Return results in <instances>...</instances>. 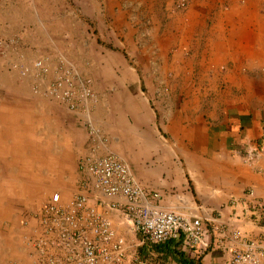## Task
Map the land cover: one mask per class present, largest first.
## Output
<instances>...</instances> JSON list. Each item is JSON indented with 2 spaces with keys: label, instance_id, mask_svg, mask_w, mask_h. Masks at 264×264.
Wrapping results in <instances>:
<instances>
[{
  "label": "crops",
  "instance_id": "obj_1",
  "mask_svg": "<svg viewBox=\"0 0 264 264\" xmlns=\"http://www.w3.org/2000/svg\"><path fill=\"white\" fill-rule=\"evenodd\" d=\"M174 1L158 3L165 23L148 26L165 29L141 42L142 54H108L98 71L97 54L74 39L84 25L65 0H0V36L19 37L11 54L25 65L47 58L54 66L59 56L77 62L97 94L90 119L105 143L95 155L125 160L161 210L201 221L209 249L180 248L194 264H227L228 248L238 245L233 232L264 236V0H183L182 9ZM141 3L142 13L157 5ZM7 63L0 58V173L10 174L19 199L0 197V218L15 222L2 225L0 264H31L34 214L52 192L64 204L73 197L78 162L93 146L81 112L34 95L32 78ZM248 150H257L251 160ZM109 217L133 244L129 252L159 264V254H141L129 226Z\"/></svg>",
  "mask_w": 264,
  "mask_h": 264
},
{
  "label": "built area",
  "instance_id": "obj_2",
  "mask_svg": "<svg viewBox=\"0 0 264 264\" xmlns=\"http://www.w3.org/2000/svg\"><path fill=\"white\" fill-rule=\"evenodd\" d=\"M177 8H184V4ZM19 45L16 35L0 36V58L8 62L9 71L22 79L30 76L34 95L62 104L71 113L81 112L93 146L91 154L78 162L83 176L73 197L64 204L54 193L34 214L37 225L26 241L33 250L31 264H148L129 252L133 244L113 226L109 215L129 226L139 246L183 237V248L204 254L210 246V231L198 218L161 210L153 203L158 195L136 181L125 160L112 153L95 155L105 140L90 119L91 107L97 101L91 80L64 56L57 57L54 66L47 58L25 65L11 54ZM256 154L257 150H248L245 158L251 160ZM97 194L104 199L97 200ZM215 230L213 227L212 232ZM231 236L238 245L228 248L227 264H264V236L247 239L239 231Z\"/></svg>",
  "mask_w": 264,
  "mask_h": 264
},
{
  "label": "rangeland",
  "instance_id": "obj_3",
  "mask_svg": "<svg viewBox=\"0 0 264 264\" xmlns=\"http://www.w3.org/2000/svg\"><path fill=\"white\" fill-rule=\"evenodd\" d=\"M161 1L156 0L157 5L149 6V12L142 13L143 6L146 5H142L141 0H65L70 8V16L79 19L84 25L78 30H72L73 34L74 32L77 33L76 36L74 35V39L79 43L84 40L86 42V52L97 54V71L103 68L102 58L106 57L108 59V54L118 55L121 58H126L132 52L142 54L144 46L141 42L148 38L150 42L155 41L156 37L153 33L161 34L165 29H163L164 25L153 29L152 25L151 28L148 26V22L151 24L155 22L157 26H159L158 22L165 23L163 21V10L158 4ZM184 2L183 0H175L174 5L177 8L180 3L185 5ZM70 61L76 66L77 62ZM5 98H8V96H5ZM1 104L0 101V107ZM27 115L22 116L25 118ZM9 176L10 174L0 173V179H5L0 181V197L11 198L12 201H16L19 199V194L11 189L13 183L8 180ZM52 194L54 193L52 192L50 196ZM13 208H15L14 213H17V205ZM14 213L11 212L12 216ZM3 223L8 225L10 223L11 225L8 227H14L15 225L14 219H9V214H2L0 218V244L4 240L3 234H1L4 231Z\"/></svg>",
  "mask_w": 264,
  "mask_h": 264
},
{
  "label": "trees",
  "instance_id": "obj_4",
  "mask_svg": "<svg viewBox=\"0 0 264 264\" xmlns=\"http://www.w3.org/2000/svg\"><path fill=\"white\" fill-rule=\"evenodd\" d=\"M183 237L178 240H169L161 244H146L142 246L140 252H154L159 254V264H194L193 260L187 258L185 252L181 250Z\"/></svg>",
  "mask_w": 264,
  "mask_h": 264
}]
</instances>
